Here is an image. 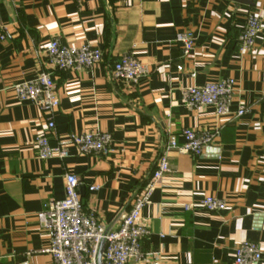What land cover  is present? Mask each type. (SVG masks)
<instances>
[{"label":"crops","instance_id":"crops-1","mask_svg":"<svg viewBox=\"0 0 264 264\" xmlns=\"http://www.w3.org/2000/svg\"><path fill=\"white\" fill-rule=\"evenodd\" d=\"M249 13L262 20V30L242 52ZM184 30L195 35L189 54L175 42ZM53 38L91 44L103 60L91 69L55 71L60 104L47 112L19 100L13 85L49 68ZM125 53L149 66L136 84L113 78V64ZM228 78L237 84L234 114L186 106L187 87ZM238 104L249 112L237 117ZM51 119L53 144L107 132L114 151L85 155L69 145L68 157L41 160L34 140ZM184 128L219 134L198 157L168 152L170 171L142 211L149 257L129 264H234L244 241L259 244L264 264V0H0V264H54L44 252L51 236L37 215L46 201L64 198L68 173L79 179L85 211L116 227L169 136L184 143ZM206 196L227 208L204 209Z\"/></svg>","mask_w":264,"mask_h":264},{"label":"built area","instance_id":"built-area-1","mask_svg":"<svg viewBox=\"0 0 264 264\" xmlns=\"http://www.w3.org/2000/svg\"><path fill=\"white\" fill-rule=\"evenodd\" d=\"M261 30L262 20L254 13H249L239 37L240 51H250ZM175 42L182 46L184 54H189L195 45V35L190 30H184L177 33ZM46 58L49 67L47 70H41L32 81L14 84L13 90L19 100L31 101L42 110L53 112L60 104L53 73L91 69L102 62L103 52L88 43L78 46L53 38L46 49ZM182 68L178 66L179 70ZM149 74V66L132 53L121 55L112 67L114 79L131 84L140 82ZM236 93V81L228 78L207 82L202 86H189L184 90L183 100L190 109L201 110L212 106L218 116H225L234 114L231 110ZM248 112L246 106L238 104L235 114L238 117ZM55 127L54 120H49L48 131L34 140L41 160L53 156L62 159L68 157L69 145L76 146L85 155L106 156L114 151L112 136L107 132L84 131L72 134L69 142L57 141L53 144L51 135ZM218 134V131L184 128V143L181 145L176 136H169L164 150L158 156L155 170L141 190L133 196L129 210L114 228H108L100 222L94 212L85 211L79 194V179L75 174H66L64 198L46 201L37 215L39 222L51 236V243L44 252L51 254L54 264H97L99 246L105 240L103 264H129L148 258L149 254L143 251V241L149 236L150 230L142 221V211L149 203L156 186L170 171L168 152L178 150L198 157ZM98 188L97 185L89 186L90 191ZM200 206L211 212L221 211L227 208V202L215 196H206ZM190 208L191 206H187L186 209ZM234 256V264H261L262 251L258 243L244 241L237 246Z\"/></svg>","mask_w":264,"mask_h":264},{"label":"water","instance_id":"water-1","mask_svg":"<svg viewBox=\"0 0 264 264\" xmlns=\"http://www.w3.org/2000/svg\"><path fill=\"white\" fill-rule=\"evenodd\" d=\"M238 2L245 5H254V0H237ZM105 248V240H102L99 246L98 255H97V264H103V251Z\"/></svg>","mask_w":264,"mask_h":264}]
</instances>
